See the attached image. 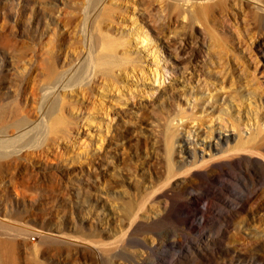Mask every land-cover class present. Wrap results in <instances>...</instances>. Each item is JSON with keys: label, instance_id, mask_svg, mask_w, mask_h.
Instances as JSON below:
<instances>
[{"label": "rangeland", "instance_id": "rangeland-1", "mask_svg": "<svg viewBox=\"0 0 264 264\" xmlns=\"http://www.w3.org/2000/svg\"><path fill=\"white\" fill-rule=\"evenodd\" d=\"M152 1L118 0L121 13L104 29L126 42L118 65L69 90L47 142L37 134L13 155L17 167L3 169L0 264H264V177L243 164L210 180L199 166L251 149L264 133L257 3L221 0L207 22L185 29L183 17L159 24ZM78 4L0 0L1 111L39 117L35 82L47 79L50 43L68 32L62 19ZM208 32L223 58L212 57ZM68 36L56 46L59 68ZM220 133L229 141L210 147ZM186 147L197 150L196 164Z\"/></svg>", "mask_w": 264, "mask_h": 264}, {"label": "bare ground", "instance_id": "bare-ground-1", "mask_svg": "<svg viewBox=\"0 0 264 264\" xmlns=\"http://www.w3.org/2000/svg\"><path fill=\"white\" fill-rule=\"evenodd\" d=\"M80 1L82 6L81 4L77 5L76 14L69 17L66 12L62 19L65 24L69 25L68 32L62 37H55L53 42L50 43L48 53L51 62L48 66L47 79L42 83H38V80L35 82L33 95L38 105L37 113L40 114L39 117L34 119L32 114H23L25 110H20L18 107H11L5 111L0 110V176L4 172V168L10 170L17 167L18 158L20 157H14L13 155L23 152L37 134L44 132L43 144L47 142L48 133L51 131V115L58 107L65 106L64 96L69 90L79 91L80 88L86 90L87 85L94 82L100 72L108 74L111 69L118 65L117 54L120 47L125 46L126 42L105 35L104 29L106 19H115L117 14L121 13V4L117 3L118 0ZM250 1H253L251 3H257L255 4L257 10L253 17L255 21L254 29L256 30L254 34L261 35L258 37L259 40H256V46L264 58V6L259 0ZM153 2L152 0H149V2L142 0L143 5L145 6L147 3L148 7H151ZM159 6L162 13V20L159 24H165L183 17V19L187 18V22L184 23L185 29L196 21L207 22L219 7L222 9L221 0H159ZM153 10V8L148 10L151 16L155 13ZM71 34H75V38L71 41V47L64 50L68 52V60L59 68L57 66L59 55L56 46L59 43L62 44L64 40L69 39L70 41L71 37L68 35ZM208 34L210 35L212 57L223 58L224 47H221V42L216 40L211 32H208ZM192 55L196 57L197 51L194 50ZM67 64L68 66H66ZM37 86L39 89H37ZM217 138L218 141L215 143L210 142L209 146L221 150L223 144H225L223 138L224 141H229L230 136L223 137L220 133ZM251 147L249 149L246 148V145L236 146L235 152L199 166L206 168V172L203 174L210 180H213L221 172L232 168H241L243 164L255 166L264 177V133L260 135L256 144ZM39 148L41 150L42 147ZM179 151L184 152L181 144L179 145ZM185 152L188 153L189 162L195 164L198 162L196 149L186 147ZM247 168L250 167L247 166ZM25 177H27L26 186H28L33 182V179L31 176ZM24 188L25 186L22 187L21 193H25ZM253 194L254 191H251L249 195H246V198ZM262 206H264V201ZM169 241L171 240L168 239ZM258 251L264 258L263 241L258 244ZM222 263V261L219 262V264ZM224 263L226 264V260H224Z\"/></svg>", "mask_w": 264, "mask_h": 264}]
</instances>
